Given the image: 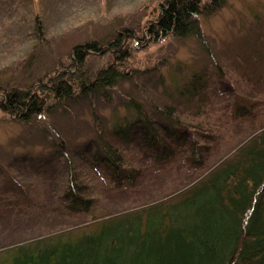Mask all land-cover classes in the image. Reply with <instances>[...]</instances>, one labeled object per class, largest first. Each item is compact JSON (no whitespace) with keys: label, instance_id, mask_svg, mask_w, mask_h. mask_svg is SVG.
I'll return each instance as SVG.
<instances>
[{"label":"rangeland","instance_id":"obj_1","mask_svg":"<svg viewBox=\"0 0 264 264\" xmlns=\"http://www.w3.org/2000/svg\"><path fill=\"white\" fill-rule=\"evenodd\" d=\"M154 1L0 0V85L27 86L66 64L72 45L107 41L119 22L137 21ZM37 19L42 32L35 28ZM198 21L197 35L168 37L138 51L130 60L135 75L109 88L108 98L67 101L28 123L0 112V250L91 215L160 198L264 125V0H226ZM105 62L107 56L92 58L89 69ZM196 72L204 76V88L191 96L194 86L182 85ZM239 98L254 103L249 115L234 112ZM131 100L157 123L158 111L169 106L199 132L182 127L185 135L171 139L160 133L172 152L157 161L144 146L142 122L130 128L131 140L113 132L118 123L135 119ZM194 138L209 146L199 167L186 160ZM104 143L119 150L124 167L140 169L132 181H117L97 161ZM72 173L92 186L94 202L87 211H69L62 197Z\"/></svg>","mask_w":264,"mask_h":264},{"label":"trees","instance_id":"obj_2","mask_svg":"<svg viewBox=\"0 0 264 264\" xmlns=\"http://www.w3.org/2000/svg\"><path fill=\"white\" fill-rule=\"evenodd\" d=\"M225 1L155 0L137 21L119 22L107 41L72 45L66 64L27 86L0 85V112L28 123L67 101L98 94L108 98L109 88L135 75L130 60L138 51L168 37L197 35L199 16L212 15ZM38 24L39 19L35 28L42 32ZM104 56L107 62L91 71V59ZM199 77L201 82H195ZM202 80L196 72L182 86H194L193 96L204 88ZM253 104L239 98L234 112L249 115ZM130 106L135 119L118 123L113 132L131 140L130 128L142 122L144 146L157 161L172 152L160 133L171 139L185 135L182 127L199 132L197 126L181 123L169 106L158 111L162 123L137 101ZM191 148L186 160L199 167L209 146L194 138ZM103 152L97 161L117 181H132L140 170L124 167L121 153L110 144L104 143ZM92 192L89 183L72 173L62 197L69 211H87L94 202ZM0 264H264V125L186 185L149 203L91 215L82 223L11 244L0 250Z\"/></svg>","mask_w":264,"mask_h":264}]
</instances>
